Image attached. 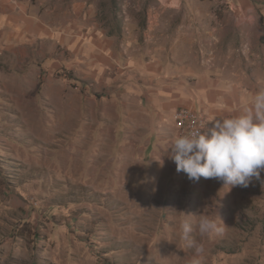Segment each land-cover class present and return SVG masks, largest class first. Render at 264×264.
Wrapping results in <instances>:
<instances>
[{
	"label": "rangeland",
	"instance_id": "374dc122",
	"mask_svg": "<svg viewBox=\"0 0 264 264\" xmlns=\"http://www.w3.org/2000/svg\"><path fill=\"white\" fill-rule=\"evenodd\" d=\"M9 1L42 29L0 31V264H191L180 224L200 214L226 226L191 234L201 264H264L261 181H190L162 152L131 154L142 150L130 139L116 153L66 42L103 31L163 78L175 66L181 106L196 109L193 86L208 81L202 100L226 118L264 89V0ZM240 15L251 20L237 26Z\"/></svg>",
	"mask_w": 264,
	"mask_h": 264
},
{
	"label": "crops",
	"instance_id": "0c3cea01",
	"mask_svg": "<svg viewBox=\"0 0 264 264\" xmlns=\"http://www.w3.org/2000/svg\"><path fill=\"white\" fill-rule=\"evenodd\" d=\"M9 2V0H0V31L5 33L6 28L14 26V35L16 32L21 34L23 23L33 24L36 30L42 29L37 19L24 16L19 5ZM93 31H95L93 35L78 32L76 37L66 41L72 44L68 47L71 54L70 59L76 60L71 62V67H76L79 77L84 82L89 81L91 85V87L85 85L87 90L81 93L82 98L87 99L93 96L95 102L101 104L100 122L113 126L114 134L112 133L109 139L114 142L113 148L116 153L117 149L129 146L130 142L126 143L125 140L130 139L135 142L133 146L138 142V148L142 150L133 151L131 153L133 155L147 153L157 155L162 152L168 156L170 149L167 147L177 135L172 114L177 108L186 107L181 106L183 99L179 70L173 66L165 72V68H162L163 72L167 73L166 75H173L163 78L155 63L150 65L148 62H141L140 58L138 60L125 58L117 46L116 38L109 37L96 28ZM44 33H46L45 29L40 32V36L46 39L47 36ZM45 57L55 59L52 55L49 57L45 55ZM139 79H142L140 83L142 87L135 85V81ZM206 85L208 87L209 82L202 79L193 86L197 91L195 98L199 103V105L194 104L196 108L194 110L206 116L207 121L210 118L211 129L214 126V119L221 118L222 107L220 104V107L215 106L214 100L209 102L208 97L202 100ZM94 92L98 94L95 96L92 94ZM141 92L143 96H140ZM242 100L245 102L247 99L242 98ZM168 129L173 130L174 134L168 133ZM141 140L142 144H140ZM117 141L121 143L118 144Z\"/></svg>",
	"mask_w": 264,
	"mask_h": 264
},
{
	"label": "clouds",
	"instance_id": "9594fccd",
	"mask_svg": "<svg viewBox=\"0 0 264 264\" xmlns=\"http://www.w3.org/2000/svg\"><path fill=\"white\" fill-rule=\"evenodd\" d=\"M245 19L250 21L251 17L237 16L235 23L239 26ZM214 121L207 131H201L203 126L170 141L167 155L176 171L184 172L190 181L203 177L223 181L228 187L246 188L255 179L264 185V89L255 93L239 114ZM225 228L207 214H200L195 224L188 220L180 224L181 238L194 250L191 264H201L204 252L203 243L191 234L196 231L204 238L221 234Z\"/></svg>",
	"mask_w": 264,
	"mask_h": 264
},
{
	"label": "built area",
	"instance_id": "2783aa9c",
	"mask_svg": "<svg viewBox=\"0 0 264 264\" xmlns=\"http://www.w3.org/2000/svg\"><path fill=\"white\" fill-rule=\"evenodd\" d=\"M177 135L188 134L196 128L207 131L208 122L204 115L190 107H179L172 114Z\"/></svg>",
	"mask_w": 264,
	"mask_h": 264
}]
</instances>
